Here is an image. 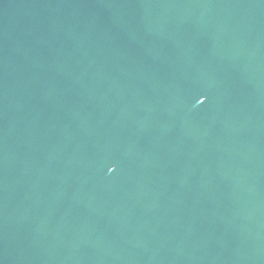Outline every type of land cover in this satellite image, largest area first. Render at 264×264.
<instances>
[{
  "label": "water",
  "instance_id": "water-1",
  "mask_svg": "<svg viewBox=\"0 0 264 264\" xmlns=\"http://www.w3.org/2000/svg\"><path fill=\"white\" fill-rule=\"evenodd\" d=\"M0 264H264V0H0Z\"/></svg>",
  "mask_w": 264,
  "mask_h": 264
}]
</instances>
